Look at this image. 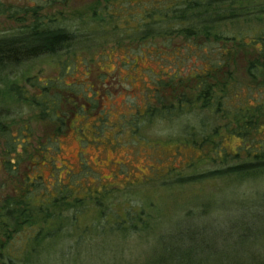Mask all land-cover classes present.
Here are the masks:
<instances>
[{"label": "trees", "instance_id": "16d2710c", "mask_svg": "<svg viewBox=\"0 0 264 264\" xmlns=\"http://www.w3.org/2000/svg\"><path fill=\"white\" fill-rule=\"evenodd\" d=\"M23 1L0 0V17L24 19L17 30L0 35V82L13 68L40 58L62 57L76 46L87 45L93 34L99 33V41L105 42L118 31L139 47L140 57L164 61L158 73L151 71L162 74L156 78L154 95L124 121L131 117L138 125L194 115L199 129L190 136L201 135L211 142L201 160L223 164L191 175L172 167L164 175L166 181L203 186L212 179H255L264 174V0H104V7L91 15L92 26L77 29L53 19L46 22L40 15L45 7ZM146 50L155 55L142 56ZM240 53L247 57L248 80L238 79L232 67ZM29 81L34 92L17 84H11L9 92L31 102L52 134L38 139L30 125L13 132L0 120L2 167L13 181V192L0 196V264H68L52 257L64 244L72 250L79 246L87 232L110 230L125 236L131 229L144 232L150 221L136 203L111 204L113 187L98 185L97 179V189L90 181L85 186L79 182L84 175L89 177L86 166L81 167L84 175L69 168L66 178L54 172L53 181L44 179L39 168L55 170L56 145L64 129L72 127V115L87 117L98 107L80 105L79 95L56 87L52 80ZM166 89L174 93L169 100L162 97ZM102 113L107 115L100 109ZM217 120L226 123L215 125ZM226 138L238 141L234 150L225 146ZM189 144L191 151L198 150L195 143ZM190 160L191 168L201 162L195 157ZM89 213L93 218L83 226ZM140 222L142 227L137 225ZM190 244L182 252L166 255L162 264H207L204 249Z\"/></svg>", "mask_w": 264, "mask_h": 264}, {"label": "rangeland", "instance_id": "374dc122", "mask_svg": "<svg viewBox=\"0 0 264 264\" xmlns=\"http://www.w3.org/2000/svg\"><path fill=\"white\" fill-rule=\"evenodd\" d=\"M28 1L45 7L40 15L46 17V22L53 19L74 29L91 25L94 21L91 15L106 3L104 0H24L23 3ZM23 23L24 19L0 17V35L17 30ZM98 34L89 36L87 45L76 46L62 57L40 58L5 72L4 81L0 82V120L13 132L30 125L38 139L52 134V128L40 121V112L31 102L9 92L11 84L34 92L29 81L32 78L52 80L56 87L79 95L80 105L87 104L89 109L98 107L97 112L88 113L87 117L84 113L72 115V127L64 129L56 145L59 148L54 154L55 170L40 166L39 171L47 181L52 180L54 172L66 178L69 168L82 175L81 170L86 166L89 177L83 174V180L79 181L82 185L90 181L95 189L100 184L113 187L111 204L136 203L150 223L141 234L131 229L129 236L110 230L87 232L86 240L79 246L72 250L69 244H64L52 259L63 258L68 264H162L166 255L182 252L193 242L194 247L204 249L202 257L207 264H261L264 174L255 179L238 176L212 179L203 186H178L166 181L164 175L172 167L190 174L218 169L223 164L201 160L211 142L201 135L190 136L199 129L194 126L197 125L194 115H184L183 120L138 125L131 117L124 121L127 114L141 108L154 95L156 78L162 74L155 76L151 71L158 73L164 61L140 57L139 47L132 45L126 35L119 36L118 31L105 42L99 41ZM152 55L155 54L148 50L142 54ZM232 67L238 79L248 80L247 57L243 53L236 57ZM173 94L166 89L162 97L169 100ZM100 109L107 115H100ZM225 123L217 120L214 124ZM225 133L221 131L222 135ZM189 143H195L198 150L191 151ZM2 144L0 138V196L13 192V181L2 167ZM224 144L234 150L238 141L226 138ZM192 157L201 161L193 168L188 167ZM87 215L83 226L93 218L91 213ZM137 225L142 227L143 223Z\"/></svg>", "mask_w": 264, "mask_h": 264}]
</instances>
